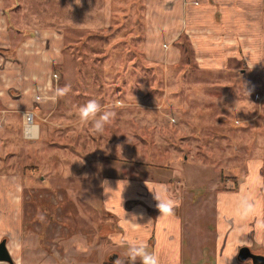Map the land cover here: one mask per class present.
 I'll return each instance as SVG.
<instances>
[{
  "label": "rangeland",
  "instance_id": "1",
  "mask_svg": "<svg viewBox=\"0 0 264 264\" xmlns=\"http://www.w3.org/2000/svg\"><path fill=\"white\" fill-rule=\"evenodd\" d=\"M88 1L2 2L6 12L18 13L19 23L37 28L36 36L40 29H60L63 43L62 58L48 75L52 87L27 84L33 89L39 83L32 100L49 110L39 114L44 126L38 139H21L15 124L22 112L10 114L16 120L9 121L8 132L0 120V172L11 170L15 176L0 178V186L11 184L14 199L0 209V239L10 237L9 254L18 264H88L100 258L105 264L108 254L121 250L116 238L122 233L117 219L102 208L101 181L110 177L121 192L120 181L131 176L140 182L148 175L169 180L168 189L179 197V246L166 263L218 264L216 237L237 231L234 212L226 204L240 196L244 204L249 190L255 198L253 190L264 183V64L248 67L231 58L225 67L205 66L207 59L198 58L194 47L190 61L182 48L178 63L164 65L143 52L142 0L114 2L109 27L101 26L102 13H95L100 25L94 23ZM250 21H255L253 13ZM54 75H59L60 86L72 88L55 101ZM93 98L116 111L103 134L81 123L77 113V105ZM117 101L123 106L115 107ZM257 175L260 183L249 184ZM149 209L156 210V204ZM227 217L235 218L234 226ZM3 218L13 225H2ZM110 227L113 237L102 238ZM118 258L123 259L117 254L111 264Z\"/></svg>",
  "mask_w": 264,
  "mask_h": 264
},
{
  "label": "crops",
  "instance_id": "2",
  "mask_svg": "<svg viewBox=\"0 0 264 264\" xmlns=\"http://www.w3.org/2000/svg\"><path fill=\"white\" fill-rule=\"evenodd\" d=\"M96 1L98 3L94 5ZM118 1L120 0L88 1L87 6L94 13L92 15L94 23L98 24L95 21V13H102L103 23L101 26L109 27L113 3ZM121 1L128 3L131 0ZM2 2L3 0H0V40H4V33H9L10 36L8 34L4 40L5 43H0V120L3 119L2 126L8 132L6 127L9 125V121L16 120L15 117L12 119L10 114H21L25 110H32L35 115L34 121L37 124L35 125L38 126L37 137L33 139H38L39 128L44 126L40 122L42 116L39 114L49 112V110L44 103H34L32 95L37 84L48 85V75L53 63L62 58L60 53L63 43L62 34L60 29L50 28L51 30L40 29L41 33L38 31L36 36L33 30L37 28H30L23 22L19 23L16 20L19 17L18 13L6 12ZM140 12H142L141 46L148 59L161 61L164 65L178 63L182 55V47L176 43V40L181 35H185L186 41L190 37L188 45L191 50L196 48L197 57L207 59L203 62L205 66L225 67L231 63V58L246 64L248 67L255 66V64L263 66L264 64V0H142ZM252 13L255 16L254 23L250 21ZM14 19L17 24H14ZM255 26H259L263 31L257 33L254 29ZM49 30L50 33H48ZM258 35H261L259 40L257 39ZM32 37L34 38L32 39ZM48 38L50 43L45 44ZM256 41L261 43L258 48L254 45ZM162 43H165V47ZM239 45H241L240 48H238ZM239 49L241 53L238 52ZM262 52L261 61L258 62L257 56ZM162 56L164 57L160 58ZM31 82L39 83H36L32 89L33 86L27 85ZM15 125L21 132V139L29 140L23 135L22 118ZM12 155L9 154L7 157ZM140 170H144L143 166ZM136 173L134 170L133 174ZM252 174L258 173L253 172ZM247 176L244 177V181ZM5 177L15 178L11 170L0 172V178ZM148 177L145 175L140 182L139 178L131 176L127 177L129 179L125 178L127 179L123 180L127 181L125 188L129 190H123L122 193L112 180H108L110 177L104 178L109 182L108 186L112 191L105 193L102 188L101 205L117 219L116 228L121 230L122 234L117 236L116 242L122 244V248L115 250L119 256L127 257V241L143 239L148 242L151 251H155L159 255L160 264H167L166 259L177 253L181 226L178 215L160 217L157 209H149V204L155 205L157 203L150 191L161 184L167 185V187L170 185L166 178L152 180ZM257 177L258 175L255 178L251 177L254 179L249 184L256 182L255 185L257 186L260 183L256 180ZM9 185L11 184L0 186L2 189L0 191L1 210H5L3 203L8 198L14 200L13 193H11L13 188ZM240 192L241 190L236 194L240 195ZM242 193L244 194V192ZM247 193L249 196L244 204L241 202L242 196L233 203L226 204L234 212L237 220V231L230 232V237L224 231L216 237L217 256L221 259L218 264H251L248 259L243 262L236 260V252L240 245H247L250 250L264 254V183L263 186L253 190V193L256 194L255 198H251V190ZM14 194L16 193L14 192ZM229 196L232 199L234 194L231 193ZM146 197V204H141V200L145 201ZM175 199L178 200L179 197L175 196ZM133 216L136 217L135 225L127 221H131ZM235 218L232 220L227 217L225 221L233 225ZM17 222L19 236L21 232L20 222ZM2 225H9L10 227L13 223L10 224L7 218H3ZM120 235H123L122 238L124 239ZM14 236L16 235L14 234L12 237ZM101 237L106 239L113 237L111 227L105 236ZM8 240L10 237L7 238ZM6 247L9 249L8 243ZM122 253H124L123 256ZM100 259L95 262L90 259L88 264H101ZM16 264H18L17 261ZM63 264H66L65 260Z\"/></svg>",
  "mask_w": 264,
  "mask_h": 264
},
{
  "label": "clouds",
  "instance_id": "3",
  "mask_svg": "<svg viewBox=\"0 0 264 264\" xmlns=\"http://www.w3.org/2000/svg\"><path fill=\"white\" fill-rule=\"evenodd\" d=\"M53 79L57 83L53 90L54 94L51 99L55 101L68 96V94L72 91L71 85L65 84L63 86H60L58 83L59 75H54ZM49 87H52L51 81H49ZM122 106V102H116L115 107ZM76 108L80 122L89 125L92 131L96 134H103L106 127L113 123L116 118V111L105 107L97 99L94 98L89 99L82 105H77ZM79 162L82 164L83 160H79ZM120 182L122 183V193L127 185V181ZM108 185L109 182L107 180L101 181V187L104 189L105 193H109L110 191H112ZM150 192L153 195V199L157 202L156 208L160 213V217H173L175 215V210L180 206V202L174 198L167 185L161 184ZM135 220L136 217L133 216L131 218V221H127L130 224L135 225ZM126 243L128 245L127 264H136L137 260H139L140 264H160L159 255L155 251H149L150 245L146 240L131 239ZM114 264H125V261L118 258L114 262Z\"/></svg>",
  "mask_w": 264,
  "mask_h": 264
},
{
  "label": "water",
  "instance_id": "4",
  "mask_svg": "<svg viewBox=\"0 0 264 264\" xmlns=\"http://www.w3.org/2000/svg\"><path fill=\"white\" fill-rule=\"evenodd\" d=\"M116 257L117 253L112 252L107 255V260L114 261ZM246 259H249L251 264H264V254L253 252L247 245H240L236 252V260L243 262ZM0 261H5L8 264H14V261L6 247L5 238L0 239Z\"/></svg>",
  "mask_w": 264,
  "mask_h": 264
},
{
  "label": "built area",
  "instance_id": "5",
  "mask_svg": "<svg viewBox=\"0 0 264 264\" xmlns=\"http://www.w3.org/2000/svg\"><path fill=\"white\" fill-rule=\"evenodd\" d=\"M195 3L197 1H194ZM34 112L32 110H25L24 112H22V128H23V135L30 138L31 136H33V134H31L29 131L26 132L25 127L26 125H30V124H35L34 123Z\"/></svg>",
  "mask_w": 264,
  "mask_h": 264
},
{
  "label": "trees",
  "instance_id": "6",
  "mask_svg": "<svg viewBox=\"0 0 264 264\" xmlns=\"http://www.w3.org/2000/svg\"><path fill=\"white\" fill-rule=\"evenodd\" d=\"M134 1H137V0H134ZM185 38H186L185 35H181V36L176 40V43L179 44V45L183 48V50H184V52H185V58H186V61H190V60H189V55H190L189 50H191V48L189 47L188 42L185 40ZM122 258H123L122 260L125 261V264H127V262H128V257H122ZM104 263H105V264H111L112 262H110V261H108V260H105ZM136 264H140L139 260H137Z\"/></svg>",
  "mask_w": 264,
  "mask_h": 264
},
{
  "label": "bare ground",
  "instance_id": "7",
  "mask_svg": "<svg viewBox=\"0 0 264 264\" xmlns=\"http://www.w3.org/2000/svg\"><path fill=\"white\" fill-rule=\"evenodd\" d=\"M26 132H30L34 136L37 134V126L35 124L26 125L25 127Z\"/></svg>",
  "mask_w": 264,
  "mask_h": 264
},
{
  "label": "flooded vegetation",
  "instance_id": "8",
  "mask_svg": "<svg viewBox=\"0 0 264 264\" xmlns=\"http://www.w3.org/2000/svg\"><path fill=\"white\" fill-rule=\"evenodd\" d=\"M2 238H5V237H2ZM2 238H1V239H2ZM5 243H6V239H5ZM8 252H9V251H8ZM253 252H256V251H253ZM13 261H14V260H13ZM14 264H16V261H14Z\"/></svg>",
  "mask_w": 264,
  "mask_h": 264
}]
</instances>
